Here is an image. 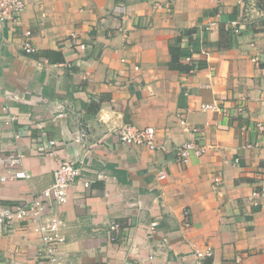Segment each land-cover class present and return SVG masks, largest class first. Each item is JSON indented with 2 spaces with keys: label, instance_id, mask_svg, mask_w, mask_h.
<instances>
[{
  "label": "crops",
  "instance_id": "1",
  "mask_svg": "<svg viewBox=\"0 0 264 264\" xmlns=\"http://www.w3.org/2000/svg\"><path fill=\"white\" fill-rule=\"evenodd\" d=\"M23 1L19 28L0 27V204L84 160L57 264H264V197L249 200L264 185V0ZM122 124L153 126L163 149L121 142ZM188 140L206 152L173 162ZM13 153L28 178L2 180ZM33 228L0 230L1 264H50Z\"/></svg>",
  "mask_w": 264,
  "mask_h": 264
},
{
  "label": "built area",
  "instance_id": "2",
  "mask_svg": "<svg viewBox=\"0 0 264 264\" xmlns=\"http://www.w3.org/2000/svg\"><path fill=\"white\" fill-rule=\"evenodd\" d=\"M25 3L23 0H0V27H6L11 31H16L20 26V19L24 10ZM24 40L21 48L26 53L34 52L35 46L31 40V31L29 29L23 30ZM75 38V34L71 35ZM80 48H84L83 44H79ZM135 69L138 67L135 66ZM215 104H202L201 109H215ZM3 112L7 110L4 105L1 109ZM12 118V117H11ZM14 118V117H13ZM259 128H262L259 125ZM119 140L126 145H139L145 146L149 150L156 151L163 149L155 143L156 131L153 126L135 127L131 124H122L116 130ZM50 145L54 141L48 142ZM259 143H247L245 147H258ZM207 146L201 145L193 140H188L176 146L172 150V160L177 164H186L190 157L202 156ZM41 151L46 149V145L39 148ZM22 154L16 153L10 156V160L6 165L7 176L2 177V180L14 178H28V174L18 168L21 163ZM238 163V158L235 159ZM85 167V161L80 160H63L53 170L52 183L42 189L39 193L32 196L24 204L11 203L7 205L0 204V230H11L18 222L24 224H33L34 232L38 234V239L42 244V252L39 253V258L42 261L50 264H57L59 261L58 249L64 242V236L61 229L64 227V220L59 215V207L66 203L68 198L69 187L82 178ZM166 173L160 171L158 174L159 179H164ZM89 180L83 181V186L88 187ZM264 197V185L259 189L253 190L249 195V200L255 205L261 203ZM156 222H151L150 226L153 228ZM111 230H114V235H110V239L114 240L116 237L115 231H118L119 225L117 222L112 221L109 225ZM195 255L198 260L210 257L212 249L207 246L202 250H195ZM1 264V263H0Z\"/></svg>",
  "mask_w": 264,
  "mask_h": 264
},
{
  "label": "trees",
  "instance_id": "3",
  "mask_svg": "<svg viewBox=\"0 0 264 264\" xmlns=\"http://www.w3.org/2000/svg\"><path fill=\"white\" fill-rule=\"evenodd\" d=\"M188 32H191L190 30L188 31ZM170 51H171V53H172V55H173V57H174V60L176 59V62H177V64H172L171 66L172 67H178V68H182V64H181V62H180V58H182L183 56L182 55H180L179 56V54L178 53H176L175 52V49H173V48H171L170 49ZM186 69V68H185ZM186 70H190V67H187V69Z\"/></svg>",
  "mask_w": 264,
  "mask_h": 264
}]
</instances>
